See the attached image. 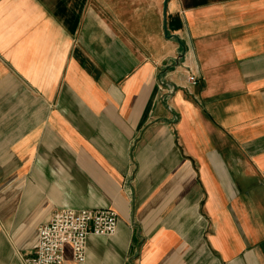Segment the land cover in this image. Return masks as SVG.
<instances>
[{"label":"crops","instance_id":"crops-1","mask_svg":"<svg viewBox=\"0 0 264 264\" xmlns=\"http://www.w3.org/2000/svg\"><path fill=\"white\" fill-rule=\"evenodd\" d=\"M62 209L119 216L82 264H264V0H0V264Z\"/></svg>","mask_w":264,"mask_h":264},{"label":"built area","instance_id":"built-area-1","mask_svg":"<svg viewBox=\"0 0 264 264\" xmlns=\"http://www.w3.org/2000/svg\"><path fill=\"white\" fill-rule=\"evenodd\" d=\"M188 81L197 84V77L189 75ZM165 84L164 81H162ZM165 96L173 92V86L165 84ZM119 216L112 209L57 211L51 220L41 225L39 241L32 255L24 258L25 264H63L67 246H71L73 259L84 263L87 258V241L92 235L116 234Z\"/></svg>","mask_w":264,"mask_h":264}]
</instances>
